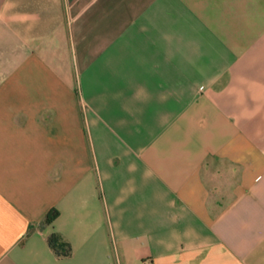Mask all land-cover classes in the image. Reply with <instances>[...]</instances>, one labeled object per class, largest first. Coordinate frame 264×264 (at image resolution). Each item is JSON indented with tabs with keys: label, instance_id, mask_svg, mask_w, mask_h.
I'll return each instance as SVG.
<instances>
[{
	"label": "crops",
	"instance_id": "crops-1",
	"mask_svg": "<svg viewBox=\"0 0 264 264\" xmlns=\"http://www.w3.org/2000/svg\"><path fill=\"white\" fill-rule=\"evenodd\" d=\"M0 264H264V0H0Z\"/></svg>",
	"mask_w": 264,
	"mask_h": 264
},
{
	"label": "trees",
	"instance_id": "trees-1",
	"mask_svg": "<svg viewBox=\"0 0 264 264\" xmlns=\"http://www.w3.org/2000/svg\"><path fill=\"white\" fill-rule=\"evenodd\" d=\"M58 215L59 210L56 207H53L46 213L43 221L44 223L51 224ZM48 240L58 254L65 255L69 253L70 250L67 248L66 243L60 238L57 233L50 234Z\"/></svg>",
	"mask_w": 264,
	"mask_h": 264
},
{
	"label": "rangeland",
	"instance_id": "rangeland-1",
	"mask_svg": "<svg viewBox=\"0 0 264 264\" xmlns=\"http://www.w3.org/2000/svg\"><path fill=\"white\" fill-rule=\"evenodd\" d=\"M69 133H61V139L62 140H68L69 139Z\"/></svg>",
	"mask_w": 264,
	"mask_h": 264
}]
</instances>
